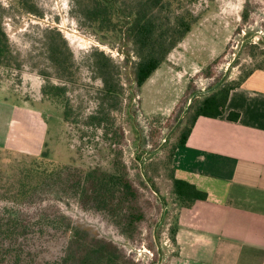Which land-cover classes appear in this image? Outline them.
I'll return each instance as SVG.
<instances>
[{
	"label": "rangeland",
	"instance_id": "374dc122",
	"mask_svg": "<svg viewBox=\"0 0 264 264\" xmlns=\"http://www.w3.org/2000/svg\"><path fill=\"white\" fill-rule=\"evenodd\" d=\"M105 1L0 0L1 25L12 52L11 61L0 64V211L21 207L14 202V193L18 185L29 181L26 173L33 166L108 170L120 159L139 190L135 204L144 216L132 233H124L108 213L83 206L70 194H58L53 186L25 202L33 205L24 208L25 213L32 214L33 222L49 215L54 229L61 226L53 215L59 212L64 217L62 228L69 226L79 233L71 243L64 241L62 254L68 264H81L76 250L81 255V250L92 251L106 242L124 252L131 264H157L154 230L162 204L144 179L140 161L159 148L177 125L168 142L144 162L146 175L166 201L157 237L164 255L162 264H170L171 238L180 208L173 192V154L197 106L211 93L200 95L190 111L183 113L196 92L210 89L224 75L223 85H229L264 65V0H160L153 12L159 15V23L168 26L181 16L195 22L141 88L134 82V63L139 56L128 30L137 10L150 0H108L107 6ZM96 2L110 13L109 27L102 19L93 22L89 18ZM54 42L70 59L69 72L52 61L50 45ZM97 51L120 67L122 93L112 107L104 99L103 81L92 59ZM54 87L61 89L58 96L53 95ZM102 106L109 120L90 123L91 116L100 115ZM116 131L122 137L117 134L113 140ZM36 229L35 236H30L38 244L37 237L54 233ZM40 248L43 252L34 264H42L43 258L54 260L52 245Z\"/></svg>",
	"mask_w": 264,
	"mask_h": 264
},
{
	"label": "trees",
	"instance_id": "16d2710c",
	"mask_svg": "<svg viewBox=\"0 0 264 264\" xmlns=\"http://www.w3.org/2000/svg\"><path fill=\"white\" fill-rule=\"evenodd\" d=\"M107 2L109 1L103 2L105 6H107ZM159 2L160 0H150V3L144 4V7L141 6L137 10L128 30L137 46L139 56V60L134 63L133 70L135 86L138 88H141L159 69L169 53L191 31L192 24L195 22V20L181 16L168 26H165L164 23H159V15L153 13L159 7ZM96 6L95 10L90 12L89 18L93 22L102 19L103 24L109 27L110 23L108 24L107 21L110 22L111 20L108 17L110 13L107 12V8L105 6L102 7L98 2H96ZM31 11L33 12V10ZM1 18L2 15L0 16V64L2 65L11 61L12 52L9 47L7 34L1 25ZM62 54L58 44L54 42L50 45L52 61L60 69L69 72L71 61ZM92 59L103 81L102 91L104 99L109 101V106L112 107L113 102L122 93V85L119 81L120 67L114 64L113 60L103 52H95ZM256 69H264V65L250 70L239 80L234 81L233 84L227 85V83L220 86V88L205 97L197 106L190 124L182 132L176 148L185 144L199 116L213 118L222 116L231 90L239 86ZM54 90V96H58L59 92H61L59 87H54ZM50 92L52 91L50 90ZM50 92L45 91V94H50ZM109 118V113L102 106L100 115L91 116L90 123L102 124L108 121ZM65 119H69L68 109L65 111ZM114 134L111 137L113 140L117 134L122 137L118 131L114 132ZM43 157H46V154L43 153ZM52 166H54L52 170L41 169L40 166L29 168L26 173L29 181L18 185L17 192L15 191L14 193V202L21 204V207H19L20 205L13 208L5 207L4 211H0V264L37 263L39 256L43 252L41 251L43 248L39 249V247L46 244L54 247V260L50 261L47 258H43L40 261L42 264H68L67 258L62 254L64 241L68 240L71 243L73 238L79 233L69 226L62 228L64 226L62 225L64 217L57 211L53 215L55 219L59 220V225L61 226L53 229L49 223V220H52L49 215L47 219L33 222L30 220L32 214L29 212L25 213L24 209L33 207V205H28L25 202L45 193L48 190L47 187L50 186L56 188L58 194H70L75 197L83 206L91 205L98 211L108 213L124 233H132L136 224L143 220V213L135 204L139 197V190L130 179L127 167L120 159L114 161L112 167L108 170L99 167L84 170L73 165ZM172 181L173 192L178 198L180 208H190L196 201H203L208 198V194L199 190L195 185L175 178L174 171ZM18 198H23L21 203L17 202ZM36 228L53 230L54 233L48 238H44L45 235L37 237L38 244L30 236V234L35 236ZM174 233L171 238L173 243L176 242ZM27 238H29L30 244H27L29 241ZM25 247L28 248L25 249ZM74 253L81 264H131L130 260L125 257V253L111 242H106L103 246L94 248L92 251L85 252L81 250V255L78 250Z\"/></svg>",
	"mask_w": 264,
	"mask_h": 264
},
{
	"label": "crops",
	"instance_id": "0c3cea01",
	"mask_svg": "<svg viewBox=\"0 0 264 264\" xmlns=\"http://www.w3.org/2000/svg\"><path fill=\"white\" fill-rule=\"evenodd\" d=\"M174 175L208 198L177 210L170 264H264V69L231 90L222 116L197 118Z\"/></svg>",
	"mask_w": 264,
	"mask_h": 264
},
{
	"label": "water",
	"instance_id": "95a60500",
	"mask_svg": "<svg viewBox=\"0 0 264 264\" xmlns=\"http://www.w3.org/2000/svg\"><path fill=\"white\" fill-rule=\"evenodd\" d=\"M259 35V34H258ZM227 79V74L224 75V77L216 84L214 85L213 87H211L210 89L206 90V91H201V92H196L192 98L190 99V102L188 104V107L185 109L184 113H183V116H185L191 109L194 101L200 96V95H205V94H209V93H212L214 92L215 90H217L220 86L223 85V83L225 82V80ZM182 116V118H183ZM181 118V119H182ZM180 119V121H181ZM180 121L178 122V124L180 123ZM177 127V125H176ZM176 127L174 129H172L170 131V133L166 136V138L164 139L162 145H160L159 148L155 149V150H152L150 152H147L141 159L140 161V166H141V172H142V175L144 177V179L146 180L147 184L150 186L151 190L159 197L160 201H161V204H162V214H161V218L160 220L158 221V223L156 224L155 226V230H154V236H155V240H156V243H157V247H158V253H159V260H158V263L157 264H162L163 262V259H164V255H163V251H162V248H161V245L159 243V240H158V237H157V230L161 224V222L163 221V218L165 216V212H166V201L165 199L163 198V196L157 191V189L155 188L154 184L151 182V180L148 178V176L146 175V172H145V166H144V162H145V159L148 157V156H151L155 153H157L167 142L168 140L170 139L171 135L173 134V132L175 131Z\"/></svg>",
	"mask_w": 264,
	"mask_h": 264
}]
</instances>
